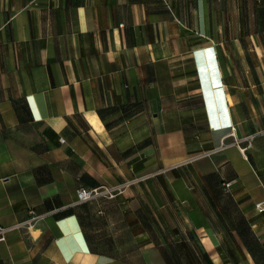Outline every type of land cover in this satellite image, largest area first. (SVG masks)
<instances>
[{"label":"crops","instance_id":"obj_1","mask_svg":"<svg viewBox=\"0 0 264 264\" xmlns=\"http://www.w3.org/2000/svg\"><path fill=\"white\" fill-rule=\"evenodd\" d=\"M262 200L264 0H0V264H264Z\"/></svg>","mask_w":264,"mask_h":264},{"label":"built area","instance_id":"obj_2","mask_svg":"<svg viewBox=\"0 0 264 264\" xmlns=\"http://www.w3.org/2000/svg\"><path fill=\"white\" fill-rule=\"evenodd\" d=\"M235 127L231 128V135H234ZM61 142H64L62 139ZM235 143L239 145L240 141L238 139L235 140ZM148 175L140 178H136L133 180L125 181L122 184L116 185L114 187H103L97 189H86V188H79L77 190V203H83L92 200L95 197H104L107 199L114 198L118 193L123 192L126 188L138 183L139 181L144 180L147 178ZM255 210L257 213L264 212V200L259 201L255 204ZM57 211H52L49 213H45L42 215H35L33 211H30V217L25 221L17 222L10 226H0V242H4L8 236V234L14 231H21L23 229H30L37 221L44 219L48 215L56 214Z\"/></svg>","mask_w":264,"mask_h":264}]
</instances>
